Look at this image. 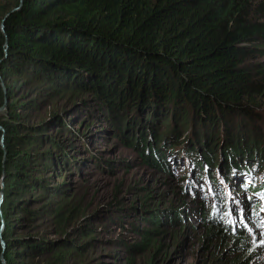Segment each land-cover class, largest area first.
I'll return each instance as SVG.
<instances>
[{
    "label": "trees",
    "instance_id": "trees-1",
    "mask_svg": "<svg viewBox=\"0 0 264 264\" xmlns=\"http://www.w3.org/2000/svg\"><path fill=\"white\" fill-rule=\"evenodd\" d=\"M14 2L0 7V264H71L72 247L20 243L11 222L14 210L25 212L24 191H56L41 172H66L72 161L62 141L41 150L36 133L66 126L64 117L54 112L29 129L17 109L55 105L67 90L93 93L115 133L155 168L173 176L187 161L183 189L196 197L195 177L205 185L197 215L210 223L206 236L225 237L226 264L243 262L254 251L246 233L264 227V178L255 180L264 172V0ZM29 86L39 96L17 108L16 90ZM148 220L155 225L138 246L160 233L159 212Z\"/></svg>",
    "mask_w": 264,
    "mask_h": 264
},
{
    "label": "rangeland",
    "instance_id": "rangeland-1",
    "mask_svg": "<svg viewBox=\"0 0 264 264\" xmlns=\"http://www.w3.org/2000/svg\"><path fill=\"white\" fill-rule=\"evenodd\" d=\"M14 4V0H0V7ZM38 96L34 87H20L16 107ZM17 112L22 113L28 128L45 124L54 112L64 117L67 123L60 130L49 123L36 133L44 136L41 150L48 147V139L62 141L72 161L63 167L66 172H41L46 184L56 186L52 194L37 186L23 192L30 200L24 203L25 212L14 210V240L42 239L70 246L71 264H226L230 254H226L225 237L206 236L210 223L197 215V205L205 210L200 195V186L205 185L194 174L195 189L200 192L194 197L183 189L191 174L187 161L171 168L173 176L150 165L139 149L115 133L98 110L95 95L85 90H67L55 105L45 103L28 110L18 108ZM88 122L93 123L86 128ZM37 171L40 169L34 173ZM255 177L264 178V172H256ZM236 187L228 189L232 202H239L243 195V189ZM210 203L213 199L207 200L205 207ZM151 211L159 212L163 224L155 229L160 233L153 236L157 240L152 245L138 246L143 230L155 225L148 220ZM213 227L218 228L216 224ZM263 230L255 227L246 233L254 251L247 252L239 264H264ZM14 247L22 249L21 244Z\"/></svg>",
    "mask_w": 264,
    "mask_h": 264
},
{
    "label": "water",
    "instance_id": "water-1",
    "mask_svg": "<svg viewBox=\"0 0 264 264\" xmlns=\"http://www.w3.org/2000/svg\"><path fill=\"white\" fill-rule=\"evenodd\" d=\"M21 2H22V0H20V4H21ZM15 9H16V8H15ZM2 30H3V27H2ZM0 80H1V77H0ZM0 84H1V86L3 87V90L5 91L4 83H3L2 80H1ZM5 103H6V99L4 100L3 105L0 106V110L4 109ZM2 201H3V195H2V193H1V194H0V204L2 203ZM1 221H2V219H1ZM0 228H3V224H1ZM1 246H2V248L5 247V243H4V241H3L2 239H1ZM0 258L3 260V254L0 255Z\"/></svg>",
    "mask_w": 264,
    "mask_h": 264
}]
</instances>
